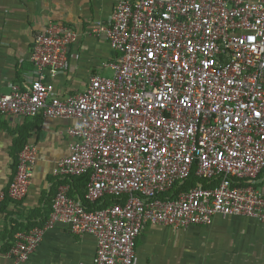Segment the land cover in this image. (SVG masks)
Masks as SVG:
<instances>
[{"label":"built area","instance_id":"obj_1","mask_svg":"<svg viewBox=\"0 0 264 264\" xmlns=\"http://www.w3.org/2000/svg\"><path fill=\"white\" fill-rule=\"evenodd\" d=\"M96 32L116 54L104 66L111 76L57 96L43 74L66 70L77 33L53 21L33 36L37 78L0 95V115L72 122L47 219L3 257L27 262L59 225L95 239L92 261L77 264H134L150 225L207 227L217 216L264 225V0H116ZM36 159L32 144L18 152L10 200L26 196ZM191 176L202 183L174 195ZM80 177L89 205L110 203L89 209L71 197L64 181Z\"/></svg>","mask_w":264,"mask_h":264},{"label":"crops","instance_id":"obj_2","mask_svg":"<svg viewBox=\"0 0 264 264\" xmlns=\"http://www.w3.org/2000/svg\"><path fill=\"white\" fill-rule=\"evenodd\" d=\"M115 1L0 0V95L8 94L12 85L28 86L37 78V70L29 60L33 36L53 21L66 23L77 33L66 70L55 76L43 74L44 81L53 85L55 94L65 97L80 93L92 75L106 76L110 70L104 66L114 61L116 54L96 29L109 21ZM71 123L41 116L0 115V264H15L3 257L15 235L41 225L48 217L57 187L52 171L56 161L70 152L65 129ZM26 144L36 148L34 172L26 196L12 201L7 197V188L14 176L18 152ZM259 181L264 187V170ZM64 184L70 187L71 197L85 201L82 181L77 178ZM230 220L237 225L252 221L264 227L251 219L220 216L207 227L173 230L150 225L136 240L134 264H187L188 256L209 240L212 250L219 248V240L200 237V229L217 228ZM95 250L92 236H76L59 225L45 232L35 252L23 264L90 263Z\"/></svg>","mask_w":264,"mask_h":264},{"label":"rangeland","instance_id":"obj_3","mask_svg":"<svg viewBox=\"0 0 264 264\" xmlns=\"http://www.w3.org/2000/svg\"><path fill=\"white\" fill-rule=\"evenodd\" d=\"M106 76H111V72ZM252 224L251 221V224L237 225L230 220L217 228L200 229L199 236L218 239L219 248L212 250L209 240L193 255H189L186 263L264 264V227Z\"/></svg>","mask_w":264,"mask_h":264},{"label":"trees","instance_id":"obj_4","mask_svg":"<svg viewBox=\"0 0 264 264\" xmlns=\"http://www.w3.org/2000/svg\"><path fill=\"white\" fill-rule=\"evenodd\" d=\"M79 180H80V182L82 181V183L83 184H85L86 182H87V177H80V178H78ZM197 183H202V181L201 180H199V179H197L196 177H194V176H191L184 184H181V185H177V186H175L173 189H172V193H174V195L175 194H177V193H179V192H181V191H187L188 189H190L191 187H193V186H195ZM171 192L169 193V195H167V196H169V197H171V195L170 194H172ZM8 197V196H7ZM83 203H84V205L87 207V208H89V209H92V208H102V207H104L105 205H107V204H109L110 203V201L108 200V199H106L105 201H104V203H98V204H96V205H94V206H91V205H89L86 201H83ZM47 219V218H46ZM45 221V220H44ZM43 221V222H44ZM42 222V223H43ZM41 223V224H42Z\"/></svg>","mask_w":264,"mask_h":264}]
</instances>
